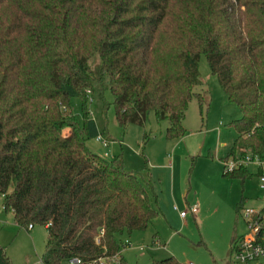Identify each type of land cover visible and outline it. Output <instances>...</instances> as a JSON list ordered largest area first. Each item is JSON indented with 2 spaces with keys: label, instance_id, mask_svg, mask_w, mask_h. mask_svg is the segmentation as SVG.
I'll return each mask as SVG.
<instances>
[{
  "label": "trees",
  "instance_id": "trees-1",
  "mask_svg": "<svg viewBox=\"0 0 264 264\" xmlns=\"http://www.w3.org/2000/svg\"><path fill=\"white\" fill-rule=\"evenodd\" d=\"M200 56L239 113L219 162L243 184L255 176L247 159L264 156V0H0V204L18 228L44 227L42 264H126L121 236L157 212L120 156L95 155L85 139L110 140L106 92L120 128L151 113L167 141L183 138L192 99L201 114Z\"/></svg>",
  "mask_w": 264,
  "mask_h": 264
},
{
  "label": "rangeland",
  "instance_id": "rangeland-1",
  "mask_svg": "<svg viewBox=\"0 0 264 264\" xmlns=\"http://www.w3.org/2000/svg\"><path fill=\"white\" fill-rule=\"evenodd\" d=\"M197 69L202 85L194 91L203 97L201 114L192 99L182 121L183 138L167 141L163 136L166 122L157 123L151 113L143 127L120 128L112 96L106 92L107 147L95 138L85 139L87 149L95 155L106 160L120 156L123 170L138 175L151 208L157 212L145 231L121 236V242L128 244L121 251L126 264H150L170 256L185 264H234L230 243L245 232L236 210L239 202L246 207L264 206V192L255 176L243 184L221 177L219 160L235 138L228 124L238 119L239 113L225 100L203 56ZM69 106L81 124L79 101L71 99ZM247 170L252 175L255 167L248 165ZM184 204L195 205L197 213L181 218L179 213L188 208L184 209ZM45 236L42 226L28 232L15 226L0 204V247L10 264H39ZM257 263L264 264V260L252 262Z\"/></svg>",
  "mask_w": 264,
  "mask_h": 264
},
{
  "label": "built area",
  "instance_id": "built-area-1",
  "mask_svg": "<svg viewBox=\"0 0 264 264\" xmlns=\"http://www.w3.org/2000/svg\"><path fill=\"white\" fill-rule=\"evenodd\" d=\"M95 140L101 143L102 147H107V143L100 136ZM221 165L226 172H231L234 168V163L230 160L223 161ZM246 165L255 167L254 174L258 180V188L264 192V156L260 159H247ZM196 212L197 207L192 205L188 206L186 211L180 212L179 216L184 218L186 213L194 216ZM239 213L244 222L245 232L231 245L233 263L252 264L255 260H264V206L258 208L242 206ZM67 264H80V262L72 259Z\"/></svg>",
  "mask_w": 264,
  "mask_h": 264
},
{
  "label": "crops",
  "instance_id": "crops-1",
  "mask_svg": "<svg viewBox=\"0 0 264 264\" xmlns=\"http://www.w3.org/2000/svg\"><path fill=\"white\" fill-rule=\"evenodd\" d=\"M184 209H186V207H188V205L187 204H184ZM3 213V212H2ZM197 213V212H196ZM5 214H7V213H5ZM11 219H12V215H11ZM13 222V221H12ZM29 230H31V229H29ZM29 230H26L27 232L29 231Z\"/></svg>",
  "mask_w": 264,
  "mask_h": 264
}]
</instances>
